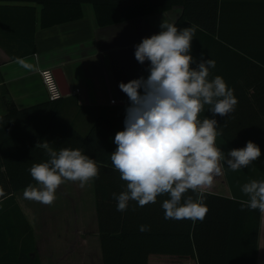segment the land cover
Listing matches in <instances>:
<instances>
[{
  "label": "crops",
  "instance_id": "0c3cea01",
  "mask_svg": "<svg viewBox=\"0 0 264 264\" xmlns=\"http://www.w3.org/2000/svg\"><path fill=\"white\" fill-rule=\"evenodd\" d=\"M244 6H247L248 13ZM212 7L216 9L215 15H208ZM41 9L36 2H0V116L8 112L10 103L22 109L49 101L40 71L44 68L60 69L59 74L70 90L60 101L65 121L80 133L89 134L99 119L104 118L113 124L111 137L114 142L116 133L124 130L126 109L130 106V100L119 84L140 77L146 79L150 74V62L140 64L136 60L135 46L143 38L158 34L163 21L178 29H194L190 54L195 62L191 67L196 68L201 59H213L216 66L210 69L208 79L222 77L228 88L234 90L237 100L240 74L247 75V81L242 83L253 91L255 82L252 84L251 81H254L256 72H262L255 65H241L242 52L238 45L242 41L253 47L255 37H241V27L252 26L258 18H264V0L201 3L192 12L193 19L185 16L184 6L174 5L165 11L108 25H101L95 7L86 3L82 5V18L49 28L41 26ZM207 25L216 26L215 34L206 29ZM20 59L31 67H23ZM259 104L264 105V100ZM247 106L251 112L256 110L254 100L252 103L248 101ZM237 111L238 104L229 114L231 121ZM204 117L215 118L218 124L226 120L218 114L213 116L207 105L200 114L201 120ZM104 128L101 136L110 131L109 125ZM218 146L225 154L234 149L223 141ZM85 150L88 155L94 150L110 155L104 142L94 145L93 141ZM250 180H264V175L252 164L237 171L230 170L225 164L223 175L216 177L213 186L205 190L247 201L241 187ZM24 191L0 202V222L6 224L3 217L14 220L16 231L23 234L27 221L41 264H104L95 178L83 187L79 182L65 181L50 205L26 199ZM153 257L154 264L174 263L169 255ZM257 264H264V212Z\"/></svg>",
  "mask_w": 264,
  "mask_h": 264
},
{
  "label": "trees",
  "instance_id": "16d2710c",
  "mask_svg": "<svg viewBox=\"0 0 264 264\" xmlns=\"http://www.w3.org/2000/svg\"><path fill=\"white\" fill-rule=\"evenodd\" d=\"M216 0H0V2H36L42 6L41 26L49 28L58 24L78 20L83 17L82 5L89 3L95 7L98 21L108 25L138 16L165 11L174 5L185 7V16L193 19L192 12L201 3ZM248 5V4H244ZM206 7V6H205ZM208 8V7H206ZM214 9V10H213ZM243 9L247 10V6ZM212 7L208 15H215ZM206 29L215 34L216 26ZM255 37L253 47L238 45L241 65H254L262 71L254 75L250 86H245L247 75L241 73L238 93V111L231 121L218 124L217 145L223 141L234 149L244 148L252 141L261 150L260 159L252 165L264 175V18H258L252 26L241 27V37ZM237 47V45H235ZM256 50V51H255ZM241 69L247 70L246 67ZM249 80L252 74L249 75ZM244 82V83H242ZM256 102L254 111L247 106L248 101ZM60 101L49 100L27 108H18L10 103L8 112L0 116V202L14 193L35 185L29 169L35 163L48 159L46 151L37 146L51 143L54 150L62 148L80 149L88 155V147L93 143H106L109 154L98 150L88 155L99 168L95 178L96 206L101 235L104 264H154L153 255L171 256L174 263L195 261L196 264H257L259 235L262 212L250 209L243 199L204 190L208 208L205 218L165 219L162 203L167 196H158L156 203L140 207L130 201L126 211L117 210V200L113 194L126 189V182L120 178L111 162V153L117 145L111 134L113 124L99 119L89 134H82L63 118ZM248 113L249 115H247ZM263 114V115H262ZM262 115V116H261ZM200 118V117H199ZM110 131L103 135L104 127ZM97 135V136H96ZM219 147V146H218ZM87 152V153H85ZM112 151V152H111ZM196 198L191 190L185 194ZM243 204V210L242 209ZM8 215V214H7ZM0 222V264H41L36 242L31 228L25 220L23 234L16 231L15 221L3 217ZM149 230L141 232L140 226ZM163 264H169L163 262Z\"/></svg>",
  "mask_w": 264,
  "mask_h": 264
},
{
  "label": "clouds",
  "instance_id": "9594fccd",
  "mask_svg": "<svg viewBox=\"0 0 264 264\" xmlns=\"http://www.w3.org/2000/svg\"><path fill=\"white\" fill-rule=\"evenodd\" d=\"M160 27L158 34L135 46L136 60L140 64L149 61L150 74L146 79L119 84L130 106L124 130L114 137L117 147L110 158L126 189L113 196L121 212L130 201L143 207L156 203L158 196H167L162 203L165 219L202 221L208 212L204 190L223 175L224 165L232 171L247 168L260 159L261 150L252 141L227 154L217 147V120L199 117L206 105L213 116L234 112L238 104L234 90L220 76L208 79L210 69L216 66L213 59H201L196 68L191 67L195 62L190 54L193 28L178 29L166 21ZM19 63L31 67L23 59ZM50 145H37L48 159L31 166L30 175L37 186L29 185L24 191L26 199L45 205L55 201L57 189L65 181L79 182L83 187L99 174L96 161L80 149L57 151ZM190 190L196 193L195 199L185 195ZM241 191L248 197L243 204L264 212V180H250ZM147 230L148 226H140L141 232Z\"/></svg>",
  "mask_w": 264,
  "mask_h": 264
},
{
  "label": "built area",
  "instance_id": "2783aa9c",
  "mask_svg": "<svg viewBox=\"0 0 264 264\" xmlns=\"http://www.w3.org/2000/svg\"><path fill=\"white\" fill-rule=\"evenodd\" d=\"M40 75L50 100L57 101L65 97L54 69L44 68L40 71ZM112 102L114 103L115 100Z\"/></svg>",
  "mask_w": 264,
  "mask_h": 264
},
{
  "label": "water",
  "instance_id": "95a60500",
  "mask_svg": "<svg viewBox=\"0 0 264 264\" xmlns=\"http://www.w3.org/2000/svg\"><path fill=\"white\" fill-rule=\"evenodd\" d=\"M55 73H56V76L58 78V81L60 83V86H61L64 94L70 93V90L68 89L66 80L64 79V77L61 74H59V73H61V70L57 69V70H55Z\"/></svg>",
  "mask_w": 264,
  "mask_h": 264
},
{
  "label": "rangeland",
  "instance_id": "374dc122",
  "mask_svg": "<svg viewBox=\"0 0 264 264\" xmlns=\"http://www.w3.org/2000/svg\"><path fill=\"white\" fill-rule=\"evenodd\" d=\"M176 264H196V262L195 261H192V260H188V261L179 262V263H176Z\"/></svg>",
  "mask_w": 264,
  "mask_h": 264
}]
</instances>
